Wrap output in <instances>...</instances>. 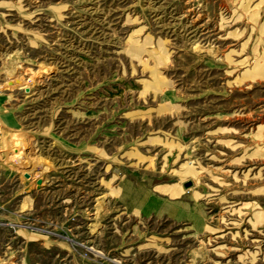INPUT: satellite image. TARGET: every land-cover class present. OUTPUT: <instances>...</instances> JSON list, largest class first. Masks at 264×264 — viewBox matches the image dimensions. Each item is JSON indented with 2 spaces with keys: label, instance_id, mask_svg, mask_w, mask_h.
Here are the masks:
<instances>
[{
  "label": "rangeland",
  "instance_id": "374dc122",
  "mask_svg": "<svg viewBox=\"0 0 264 264\" xmlns=\"http://www.w3.org/2000/svg\"><path fill=\"white\" fill-rule=\"evenodd\" d=\"M0 264H264V0H0Z\"/></svg>",
  "mask_w": 264,
  "mask_h": 264
}]
</instances>
